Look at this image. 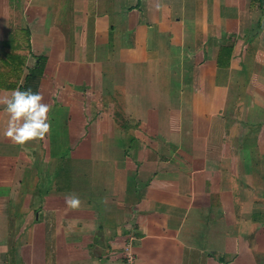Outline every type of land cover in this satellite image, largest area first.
<instances>
[{
    "label": "crops",
    "instance_id": "0c3cea01",
    "mask_svg": "<svg viewBox=\"0 0 264 264\" xmlns=\"http://www.w3.org/2000/svg\"><path fill=\"white\" fill-rule=\"evenodd\" d=\"M27 30L0 264H126L131 233L135 264H264V0H0L20 65Z\"/></svg>",
    "mask_w": 264,
    "mask_h": 264
},
{
    "label": "trees",
    "instance_id": "16d2710c",
    "mask_svg": "<svg viewBox=\"0 0 264 264\" xmlns=\"http://www.w3.org/2000/svg\"><path fill=\"white\" fill-rule=\"evenodd\" d=\"M15 46L19 49L20 54L18 55L21 59V65L18 60L13 57L14 51L9 47L8 42H0V86L6 85H19V81L22 80L24 75V69L31 53L30 49V32L21 31L15 39ZM8 59V60H7ZM42 68L41 64H36L32 68L28 75L25 77V83L21 86L22 96L17 100L21 101L22 110L28 111L30 102L36 96L39 82V71Z\"/></svg>",
    "mask_w": 264,
    "mask_h": 264
},
{
    "label": "built area",
    "instance_id": "2783aa9c",
    "mask_svg": "<svg viewBox=\"0 0 264 264\" xmlns=\"http://www.w3.org/2000/svg\"><path fill=\"white\" fill-rule=\"evenodd\" d=\"M138 237L135 233H131L124 238L123 241V260L126 264H135L137 256L135 253V243L137 242Z\"/></svg>",
    "mask_w": 264,
    "mask_h": 264
}]
</instances>
